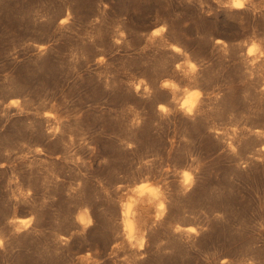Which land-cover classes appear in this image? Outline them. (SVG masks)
I'll return each mask as SVG.
<instances>
[{
    "label": "rangeland",
    "instance_id": "1",
    "mask_svg": "<svg viewBox=\"0 0 264 264\" xmlns=\"http://www.w3.org/2000/svg\"><path fill=\"white\" fill-rule=\"evenodd\" d=\"M231 3L0 0V264H264V0Z\"/></svg>",
    "mask_w": 264,
    "mask_h": 264
},
{
    "label": "clouds",
    "instance_id": "2",
    "mask_svg": "<svg viewBox=\"0 0 264 264\" xmlns=\"http://www.w3.org/2000/svg\"><path fill=\"white\" fill-rule=\"evenodd\" d=\"M245 4H246V0H233V3H231L228 6L235 7V8L239 9V8H244ZM66 22L67 21H62L61 23H66ZM164 31H166V29L161 28L157 32H155L154 35H160ZM121 35H123V33H121ZM117 43H120V41H117ZM175 50L180 51L179 48H176ZM257 51H259L258 47L253 45L249 54H255ZM261 54L264 55V52H262ZM101 59H103V58H101ZM189 66L193 72L196 71V65L195 64L190 63ZM141 83H143V81H141ZM163 86L166 88H173V89H176L178 87L176 84L170 83V82H165V84ZM185 92H187V95L183 99V102L180 104V107H181V109L185 110V112L188 115H191L193 113V110L196 108L198 102L200 101L202 93L199 90L189 92L187 89H185ZM12 103L18 104L19 102L13 101ZM160 111L167 113L168 109L165 106L161 105ZM56 131L59 132V128H57ZM37 151H40V149H37ZM183 177H184L183 183L185 185L189 186V189H190L192 182H193L192 174L188 171H184ZM134 191L140 197H143L146 193L150 194L151 197H153L155 199H159L161 196L160 189L158 187L152 186L149 183L141 184L136 189H134ZM29 195H31L30 192H29ZM135 203H136V201L134 199L130 198L129 202L125 203L123 205V208H124L123 215L125 217V221H124L125 232L127 233L128 241H130V242L135 241V243L132 244V247L133 248H139V249L143 250L146 241L143 237H140L139 239L137 238L135 224H134L133 220L129 218L131 215H133L132 208H133ZM157 207H158V211H157L156 219L160 220L165 215L166 209H165L164 202L161 201ZM32 219H34V218H32ZM32 219H26V220L19 221V223L21 225H23V228H17L16 231L20 232V231L26 229L27 227H30L32 224ZM76 219L84 226L85 229H87L88 227H90L93 224V220L89 214L88 209H84L82 212H80L77 215ZM11 223H16V221H11ZM189 231L195 232L196 230L195 229H189ZM62 239H64V238H62ZM65 243H67V240H65ZM2 245H3V241H0V246H2ZM116 247H120V245H116ZM85 259H87V257H85Z\"/></svg>",
    "mask_w": 264,
    "mask_h": 264
},
{
    "label": "bare ground",
    "instance_id": "3",
    "mask_svg": "<svg viewBox=\"0 0 264 264\" xmlns=\"http://www.w3.org/2000/svg\"><path fill=\"white\" fill-rule=\"evenodd\" d=\"M155 32H156V31H155ZM155 32H154V33H155ZM154 33H153V34H154ZM173 48L176 49V48H179V47L174 46ZM249 52H250V51H249ZM129 218L131 219V217H129ZM124 221H125V217H124ZM134 221H135V220H134ZM134 221H133V222H134ZM135 223H136V222H135ZM135 223H134V224H135ZM135 226H136V225H135ZM135 228H136V227H135Z\"/></svg>",
    "mask_w": 264,
    "mask_h": 264
}]
</instances>
